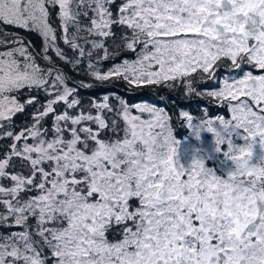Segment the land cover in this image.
<instances>
[{
    "label": "snow or ice",
    "instance_id": "6c2138e0",
    "mask_svg": "<svg viewBox=\"0 0 264 264\" xmlns=\"http://www.w3.org/2000/svg\"><path fill=\"white\" fill-rule=\"evenodd\" d=\"M113 3L0 0V46L19 45L0 51V139L12 140L0 155V226L22 229L0 236V264H264V167H257L264 145V0H122L115 17ZM114 26L127 30L119 42ZM6 27L38 32L42 59L52 66L38 64ZM58 39L78 55L68 57ZM121 48L135 59L104 70ZM49 50L73 70L87 57L86 74L100 85L180 81L186 95L226 103L230 118L194 122L187 110L179 115L196 139L211 133L214 151L235 164L221 176L193 149L187 166L180 165L181 143L164 108L129 105L113 93L115 109L110 94L85 109L79 91L96 85H70ZM223 60L231 67L221 69ZM197 73L207 76L198 83L218 87L194 88ZM25 89L21 103L15 94ZM33 91L49 98L31 125L14 132L13 117L38 103ZM111 113L122 128L117 119L109 123ZM49 115L51 128L44 126ZM252 142L251 161L233 155ZM114 228L119 238L110 240Z\"/></svg>",
    "mask_w": 264,
    "mask_h": 264
},
{
    "label": "flooded vegetation",
    "instance_id": "af4514ba",
    "mask_svg": "<svg viewBox=\"0 0 264 264\" xmlns=\"http://www.w3.org/2000/svg\"><path fill=\"white\" fill-rule=\"evenodd\" d=\"M118 1L121 0H115V3H113V7H117L116 5H118ZM219 67L223 69V68L231 67V64L228 60H223L221 61ZM246 68L252 70L254 74H260L259 71L254 68H250L249 66H246ZM191 79H192V86L200 91L214 89L218 87V84L215 83H210V84L198 83V81H200L201 79L204 80L207 79V76H205V74L203 73L194 74L191 77ZM154 86L155 89L149 88V89H144L142 91H164V92L163 93L142 92V93L143 95L155 94L157 98L156 107L164 108L166 112L169 114L170 124L174 129V135L177 137V139L180 140L181 143V147L178 152L179 164L184 165L186 167L189 162L190 156L193 154V149H196L198 150L199 155L205 157V162L208 167L213 168L217 174L221 176H225L226 170L229 167H232L233 165L230 160H226L223 158L222 153L214 151L215 144L213 141L212 134L206 131H201L199 139H196L191 135L190 130L186 127V122L182 117H180L179 112L181 110L189 111V113L194 117V122H199L200 120L206 118H216L217 116L230 118V113L228 111L227 104L222 103L217 99L206 95L203 97H197L194 94L191 96L186 95L185 87L183 83L180 81L166 82ZM125 90L127 92H130L128 89ZM167 92L172 93L180 101H178L172 94ZM191 97L194 99L188 100ZM181 100H186V101H181ZM149 104L153 105V101L150 102ZM210 104H216V105H210ZM204 109H207V113L204 111ZM236 142L240 143L242 141H240L237 138ZM256 151L257 153H259L260 151L258 146ZM253 162H255V158ZM133 203L135 204V201H133ZM2 227L3 226H0V229ZM8 228L11 229V232L16 230V227H8ZM117 232L118 229L116 228H114L112 232H109L108 234L109 239L110 240L118 239L119 236L115 235V233Z\"/></svg>",
    "mask_w": 264,
    "mask_h": 264
},
{
    "label": "trees",
    "instance_id": "16d2710c",
    "mask_svg": "<svg viewBox=\"0 0 264 264\" xmlns=\"http://www.w3.org/2000/svg\"><path fill=\"white\" fill-rule=\"evenodd\" d=\"M51 22L53 23V26L55 24V27H57V36L59 37V35H60V31L58 30L59 29L58 28L59 21L58 20H51ZM84 22L87 23V20H85ZM5 30L8 32H11V33H16V34H20V35L24 36L32 44L33 48L38 52V54L42 57V55H43V53H42L43 39L41 38V36L39 34H37L36 31L23 30V29H18V28H14V27H6ZM126 31H127L126 29H121L120 27L114 26V32L116 33L115 39L117 40V42H119V37L122 34V32H126ZM57 42H58L59 46L64 50L65 54L68 57H70V58L76 57V55H77L76 52H73L69 47L65 46L63 44V42L60 41L59 39ZM24 44L29 45L28 43H24ZM106 44H107V46H110L113 44V41L111 39H109L108 41H106ZM29 47H31V46L29 45ZM29 51L31 52V50H29ZM113 51H115V49ZM33 55L36 57L37 63H39L42 67L47 68V67L52 66L50 64H46V63L44 64L43 62H41L42 58H40L36 53ZM48 55L51 56L52 62L54 65L62 68L65 71L67 76L70 77L71 82L84 81L85 83H92L95 85H100L98 82L94 81L89 75L86 74L85 70L87 67L88 58H85V57L81 58L80 65H78L76 70H73V68L70 64L64 63L63 61H61L58 57L55 56V53L52 52L51 50H49ZM124 55H127L125 57H129L131 59H134L136 56L135 53H132L130 51H125V50H123V48H121L119 50L118 54L115 55V57L112 59H119L121 56H124ZM97 56H98V53H95L92 57V60H95ZM113 61H115V60L109 59L107 61H104L103 64L107 65ZM122 82L123 81H118V80L113 81L114 85H112V86L117 87L124 92H127L125 89H128L130 92L141 91L140 88L137 90L133 89V88H126V86L128 84L122 83ZM124 84H125V86H124L125 89L123 87H121ZM26 93H27V90L25 89L22 92L15 94V95H18V98L20 97V102L24 103V101L28 98V95H26ZM106 93L110 94V99L112 97L114 98V99L110 100V104L113 106L114 109L119 104V100L116 98V96L124 99L126 101V103H128L129 105L131 103H133V104L140 103V102L150 103L152 101H153L154 106H156V104H157V101H156L157 98H156L155 94L143 95L142 92H137V93H133V94H125V93H122L121 91H119L117 89L110 88V87L106 88L104 86H96L90 90H80L79 91V98L81 99L82 104L85 106V109H86L90 105L93 97H96L97 95L101 96V95L106 94ZM113 93L116 94V96H112L111 94H113ZM30 95L36 96L38 98V103H34L30 106H25V109L22 113H17L13 117L12 124H11V130H13L14 132H19L20 129L28 126L29 123H31V121H32L33 114L38 109L42 111L41 106L49 98L48 96L45 95V93L43 91H33ZM137 97H139V98L137 100H135ZM63 108H64L63 104L57 106V108H56L57 113L63 111ZM51 125H52V116L49 115L44 121V126L51 128ZM4 130H8L7 125H5ZM49 135H50V133H49ZM11 143H12V140L10 138L0 139V154L1 155L6 153V151L8 150V145H10ZM5 182H6V184L9 183V181L8 182L5 181ZM3 228H4V230H1V232L3 234H5L6 231L9 230V228L8 227H3Z\"/></svg>",
    "mask_w": 264,
    "mask_h": 264
},
{
    "label": "rangeland",
    "instance_id": "374dc122",
    "mask_svg": "<svg viewBox=\"0 0 264 264\" xmlns=\"http://www.w3.org/2000/svg\"><path fill=\"white\" fill-rule=\"evenodd\" d=\"M122 2V0L121 1H118V5H116L117 7H113V5H111L110 7H111V10H112V12H113V15H114V17H115V15H116V13H117V9H118V6H119V4ZM56 12H57V9H53L52 10V13H51V20H58L57 19V16H56ZM88 22V21H87ZM54 26H55V24H54ZM59 30V29H58ZM37 34H39L38 32H37ZM42 38V37H41ZM43 39V38H42ZM23 44H24V42H23ZM25 45V44H24ZM14 46H19L18 44L17 45H12V44H9V45H7V48H11V47H14ZM26 46V45H25ZM27 47H28V49L30 50V48H29V45H27ZM7 48L5 47V46H0V51H4V50H7ZM109 48H111L112 50H114L113 48H112V45H110L109 46ZM133 53V52H132ZM77 55H78V53H77ZM76 55V56H77ZM98 55H102V53H100V52H98ZM125 56H127V55H124V56H121L119 59H111V60H115V61H113V62H111L110 64H107V65H104L103 64V69L104 70H107L109 67H111L113 64H115V63H120L123 59H125V58H128V59H131V58H129V57H125ZM85 58H87V57H85ZM135 59V58H134ZM87 62V61H86ZM44 63V62H43ZM39 64V63H38ZM45 64V63H44ZM118 81H123V80H118ZM99 83V82H98ZM122 83H125L124 81L122 82ZM108 84H110V85H114L113 84V81H110ZM124 86H125V84L123 85V86H121V87H123L124 88ZM104 87H106L107 88V86H104ZM126 88H133V89H141V91L142 90H144V89H149V88H153V89H155V86L154 85H151V86H142V87H130L129 85H127L126 86ZM125 89V88H124ZM107 94V93H106ZM93 98H95V99H97V100H100L101 98H102V95L101 96H99V95H97L96 97H93ZM139 97H137L135 100H137ZM111 99H114L113 97L111 98ZM110 99V100H111ZM19 100H20V97H19ZM22 103V102H21ZM130 105H133V103H131ZM87 109V108H86ZM133 114H136V110L135 109H133ZM143 115V118H145V119H147L148 117H147V114H142ZM108 119H109V123L111 122V119H117L118 120V123L120 124V127L122 128L123 127V122L122 121H120L119 120V118H117L116 116H115V114L114 113H111V114H108ZM33 123V119H32V121H31V123H29V125H31ZM28 125V126H29ZM27 127V126H26ZM21 130V129H20ZM51 135V134H50ZM107 135V134H106ZM29 142H31V141H29ZM9 150V149H8ZM7 150V151H8ZM6 151V152H7ZM1 155V154H0ZM10 171H11V169H10ZM4 183L6 184V182L4 181ZM8 184H10V182L8 183ZM29 223L30 224H32V225H34L35 224V221L34 220H30L29 221ZM1 230H4V228L2 227L1 229H0V236H5V235H9L10 233H11V229H9L8 231H6V233L5 234H3L2 232H1ZM15 231H22V229L21 228H19V227H16V230ZM45 254L46 255H50L49 253H48V250L45 248ZM48 264H52V262H51V259L48 261Z\"/></svg>",
    "mask_w": 264,
    "mask_h": 264
},
{
    "label": "clouds",
    "instance_id": "9594fccd",
    "mask_svg": "<svg viewBox=\"0 0 264 264\" xmlns=\"http://www.w3.org/2000/svg\"><path fill=\"white\" fill-rule=\"evenodd\" d=\"M30 48V47H29ZM213 141L215 144V138L213 137ZM257 142H252L251 147L248 144H243V145H238V151L234 153L233 155H243L244 160H249L251 161L253 157L255 156V147H256ZM251 153V155L249 154ZM261 156L260 160L257 162V167H264V145L261 146ZM233 164H235V161H232ZM235 178L238 181L240 179L239 172H235ZM260 190V185H256V191Z\"/></svg>",
    "mask_w": 264,
    "mask_h": 264
},
{
    "label": "water",
    "instance_id": "95a60500",
    "mask_svg": "<svg viewBox=\"0 0 264 264\" xmlns=\"http://www.w3.org/2000/svg\"><path fill=\"white\" fill-rule=\"evenodd\" d=\"M18 36L20 37V38H22V41H24L25 43H28L31 47H30V50H31V52L33 53V54H37L40 58H42L39 54H38V52L33 48V46H32V44L24 37V36H22V35H19L18 34ZM34 51H33V50ZM42 62H44V63H46V64H48L47 62H45L43 59H42ZM56 66V65H55ZM56 67H58V66H56ZM58 68H60V67H58ZM64 73H65V71L62 69V68H60ZM69 82V84H73V82H71L70 80L68 81ZM95 85V84H94ZM96 86H107V87H110V88H114V89H117V90H119V91H121L122 93H125V94H133V93H137V92H156V93H163L164 91H137V92H124V91H122L121 89H119V88H117V87H114V86H112V85H110V84H107V85H96ZM81 90H83V89H81ZM167 93H170V92H167ZM170 94H172V93H170ZM173 95V94H172ZM174 96V95H173ZM175 97V96H174ZM176 98V97H175ZM177 99V98H176ZM191 99H194V98H190V99H188V100H191ZM178 100V99H177ZM199 100V99H198ZM178 101H180V100H178ZM181 101H186V100H181ZM201 101V100H200ZM203 102V101H202ZM205 103V102H204ZM218 103V102H217ZM216 103V104H217ZM216 104H210V105H216Z\"/></svg>",
    "mask_w": 264,
    "mask_h": 264
}]
</instances>
